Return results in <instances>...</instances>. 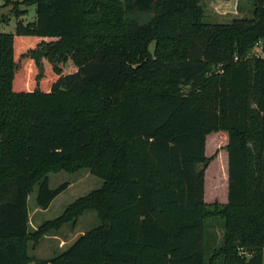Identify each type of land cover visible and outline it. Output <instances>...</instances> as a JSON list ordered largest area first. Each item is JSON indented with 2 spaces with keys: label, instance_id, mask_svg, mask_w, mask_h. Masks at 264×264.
Returning <instances> with one entry per match:
<instances>
[{
  "label": "trees",
  "instance_id": "16d2710c",
  "mask_svg": "<svg viewBox=\"0 0 264 264\" xmlns=\"http://www.w3.org/2000/svg\"><path fill=\"white\" fill-rule=\"evenodd\" d=\"M22 2L35 21L0 31V264H264V0L228 23L205 21L202 0ZM218 131L228 201L208 204ZM85 166L103 185L32 231L35 186L47 209L68 185L48 173ZM87 209L99 226L33 259ZM211 217L225 232L209 254Z\"/></svg>",
  "mask_w": 264,
  "mask_h": 264
},
{
  "label": "rangeland",
  "instance_id": "374dc122",
  "mask_svg": "<svg viewBox=\"0 0 264 264\" xmlns=\"http://www.w3.org/2000/svg\"><path fill=\"white\" fill-rule=\"evenodd\" d=\"M204 20L207 22H231L236 18H250L253 16L252 0H202ZM19 17H18V16ZM36 5L25 4L22 0H0V31L14 32L17 22L35 21ZM154 44H152L153 46ZM261 47H255L251 54H261ZM218 68V67H216ZM228 134L218 131L208 135L206 140V155L213 157L205 173V200L208 204H225L228 201V180L224 168L229 169V155L227 150ZM49 185L57 188L67 183V187L60 192L47 209L37 205L38 185L28 198L30 229L37 230L46 222L61 216L65 209L81 197H86L92 191L103 185V180L93 175L90 168L85 166L77 171L68 172L56 170L48 173ZM102 223L100 216L94 209H87L75 221L64 223L59 229L46 233L35 246L31 245L30 254L33 259L44 260L52 258L66 250L80 235L99 226ZM225 232L224 219L211 217L207 219V243L209 254L222 243ZM241 256L249 260L252 254L239 250ZM264 262V250H263ZM31 264H35L33 261ZM214 264H224L220 257Z\"/></svg>",
  "mask_w": 264,
  "mask_h": 264
},
{
  "label": "built area",
  "instance_id": "2783aa9c",
  "mask_svg": "<svg viewBox=\"0 0 264 264\" xmlns=\"http://www.w3.org/2000/svg\"><path fill=\"white\" fill-rule=\"evenodd\" d=\"M260 46V44H258L256 47ZM261 47V46H260ZM237 58V57H236Z\"/></svg>",
  "mask_w": 264,
  "mask_h": 264
},
{
  "label": "crops",
  "instance_id": "0c3cea01",
  "mask_svg": "<svg viewBox=\"0 0 264 264\" xmlns=\"http://www.w3.org/2000/svg\"><path fill=\"white\" fill-rule=\"evenodd\" d=\"M229 170V169H228ZM228 179H229V174H228Z\"/></svg>",
  "mask_w": 264,
  "mask_h": 264
}]
</instances>
